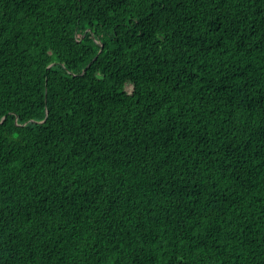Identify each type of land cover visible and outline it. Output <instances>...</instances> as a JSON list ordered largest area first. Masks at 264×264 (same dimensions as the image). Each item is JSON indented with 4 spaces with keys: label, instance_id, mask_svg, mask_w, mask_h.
I'll use <instances>...</instances> for the list:
<instances>
[{
    "label": "trees",
    "instance_id": "1",
    "mask_svg": "<svg viewBox=\"0 0 264 264\" xmlns=\"http://www.w3.org/2000/svg\"><path fill=\"white\" fill-rule=\"evenodd\" d=\"M0 120V264H264V0H0Z\"/></svg>",
    "mask_w": 264,
    "mask_h": 264
},
{
    "label": "snow or ice",
    "instance_id": "2",
    "mask_svg": "<svg viewBox=\"0 0 264 264\" xmlns=\"http://www.w3.org/2000/svg\"><path fill=\"white\" fill-rule=\"evenodd\" d=\"M186 23L190 24L191 21H185ZM128 23H133V21L131 19H129ZM136 27L141 28V33H137V35H142L143 33H153L155 32V27L153 26V22H151V16L148 17V19L143 20V21H137L136 22ZM83 37H79V39H82ZM117 43H119V41H117ZM133 93H134V86H133ZM4 121L0 120V127H3Z\"/></svg>",
    "mask_w": 264,
    "mask_h": 264
}]
</instances>
